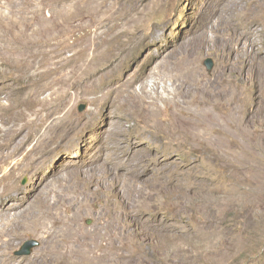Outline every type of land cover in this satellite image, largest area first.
Instances as JSON below:
<instances>
[{
  "label": "rangeland",
  "instance_id": "obj_1",
  "mask_svg": "<svg viewBox=\"0 0 264 264\" xmlns=\"http://www.w3.org/2000/svg\"><path fill=\"white\" fill-rule=\"evenodd\" d=\"M239 11L249 15L240 16ZM0 16L27 21L17 29L25 30L27 38L36 42L29 44L30 48L45 51V82L53 79L60 67L66 72L73 65L72 59L56 61V53L73 44L79 49L94 32L122 24L137 35L134 41L130 35L113 40L120 59L129 50L132 53L122 64L114 58L99 63L118 65V71L106 83L100 78H86L70 88L66 86L70 96L65 102L78 125L73 139L64 138L44 153L36 172L15 171L0 185L1 189L11 184L19 192L20 199L10 201L12 204L40 191L69 197L71 190L58 182L68 170L98 161L100 171H111L102 176L108 187L111 178L123 173L118 162L129 149L146 158L144 174L136 176L138 183L151 176L161 177L164 183L152 189L144 201L150 202L144 209L147 221L140 229L144 239L113 244L106 257H82L72 264H264V0H0ZM92 16L104 21L95 25L90 22ZM60 21L64 26H59ZM3 31L0 29V34ZM225 44L242 47L241 52L233 53L236 63L232 62L228 70L233 71L230 77L237 90L249 96L247 107L255 105L254 118L244 135L224 120L223 124L219 120L221 125L217 121L221 132L214 125L205 126L212 139L207 147L196 145L179 130L186 112L195 110L189 105L194 86L187 82L182 87L178 82L192 64L204 82L219 77L224 87L227 79L221 73L227 61L216 49H224ZM246 56L249 63L245 65ZM205 59L213 63L209 72L203 64ZM96 69L102 73L101 68ZM29 77L34 78L31 74ZM7 78L16 88L22 85L7 74L0 78V88L5 87ZM122 80L131 82L135 90L143 85L151 100L162 99L155 121L146 124L140 111L127 105L112 107L99 98L105 86ZM175 101L182 112H173ZM236 103L237 113L243 117L245 102L238 98ZM220 137L229 146L216 153L214 139ZM160 159L162 173L156 167ZM121 183L123 191L131 188L129 181ZM115 199L116 195L94 198L89 212L80 220L81 227L92 228ZM27 241H35L38 246L29 255H16ZM45 242L43 237L26 232L5 250V258L28 263L38 257Z\"/></svg>",
  "mask_w": 264,
  "mask_h": 264
},
{
  "label": "bare ground",
  "instance_id": "obj_2",
  "mask_svg": "<svg viewBox=\"0 0 264 264\" xmlns=\"http://www.w3.org/2000/svg\"><path fill=\"white\" fill-rule=\"evenodd\" d=\"M238 14L246 16L249 12L239 11ZM92 17L90 22L95 25L102 19L97 16ZM63 22H59L60 27L64 26ZM25 24L27 21L24 19L0 16V29L4 30L0 34V78L9 74L22 82V85L16 88V84L7 78L5 87L0 88V185L10 180L15 171L33 169L36 172L44 153L51 151L64 138L66 141L69 140L68 138L73 139L72 136L78 125L71 119V108L67 107L65 102L70 96L66 86L70 88L78 80L86 78H100L106 83L108 78H112L118 71V65L109 63L99 66V63L106 58L108 60L114 58L118 60L117 63L122 64L123 60L132 53L129 50L126 56L120 59L118 45L112 43L113 40L130 35L134 41L137 37L133 35L136 33L130 32L125 25L121 26L122 24H113L106 31L94 32L80 43L79 49L73 44L64 49L65 51L60 50L56 53V61L67 62L72 59L73 65L68 62L69 67L64 63L69 67L66 72H63L59 66L55 77L45 82L43 70L45 51L29 47V44L36 42L27 38L25 30L17 29ZM12 25L15 27L13 28ZM200 36L202 38L203 34ZM125 40L128 41L127 38ZM125 40H121L122 45L126 44ZM201 45H205L203 41ZM215 47L210 49L214 50ZM241 49L242 47L235 48L228 44H225L222 50L216 49L217 53L220 51L223 60L227 61L221 73L227 79L224 87L220 86L219 77L210 83L204 82L197 67L192 64L187 68L185 76L181 73L183 77L178 83L182 87L187 82L194 86L189 105H193L195 110L186 112L179 130L186 139H190L196 145L207 147L210 143L209 139L212 138L208 136L204 127L214 125L218 132H221L219 128L221 120L227 125L235 126V132L241 135L248 132L251 126L255 105L252 104V108L247 107L249 96L237 90L230 77L233 71L228 70L236 63L233 53L237 54L242 51ZM66 52L71 55H64ZM77 60L80 61L78 64ZM244 61L245 65L249 63L247 56ZM96 68H101L102 73ZM30 74L34 78H30ZM133 87L132 83L126 80L112 82L105 86L99 98L109 102L112 107L127 105L131 109L140 111L144 115L146 124L155 121L158 114L157 104L162 99L155 97L151 100L143 85L139 90ZM4 90L6 91L3 92ZM238 98L245 102L243 117L237 113ZM171 107L173 112L183 111L178 107L177 101L172 103ZM214 142L216 153L229 146L223 137L214 139ZM97 162H85L78 169L68 170L65 178L62 177L63 180L58 181L63 187L66 186L71 190L72 194L70 193L69 197L40 191L23 202L14 203L20 199L17 189L11 184L0 189L2 190L0 192V264H18L5 258V250L26 232H33L36 236L46 239V242L43 247L41 246L38 257L31 260V263L25 264H72L79 262L82 257H106L112 250L113 244L144 239L140 229L147 221V218H144L146 214L144 209L150 207V202L144 201L148 199L152 189L159 188L160 184L164 183L163 179L151 176L144 180V183H138L136 176L144 174L147 161L138 151L129 149L118 162L124 168L123 173L119 174V177L111 178L106 187L102 176L108 173L109 169L105 172L100 171ZM162 163L163 160H157L156 167L159 173L164 170ZM99 171L103 173L99 174ZM121 180L129 181L131 188L123 191ZM146 185L148 186L145 188ZM111 195H116V199L114 203L108 204V211L96 219L92 228H82L80 220L89 212L91 201L94 198ZM10 201H14L13 204L9 203Z\"/></svg>",
  "mask_w": 264,
  "mask_h": 264
},
{
  "label": "water",
  "instance_id": "obj_3",
  "mask_svg": "<svg viewBox=\"0 0 264 264\" xmlns=\"http://www.w3.org/2000/svg\"><path fill=\"white\" fill-rule=\"evenodd\" d=\"M203 64L206 67V70L208 72L213 67V63H212L211 59H205ZM36 246H38L37 242L27 241L26 243H24V245L21 247V249L16 253V255H29L31 253V250Z\"/></svg>",
  "mask_w": 264,
  "mask_h": 264
}]
</instances>
